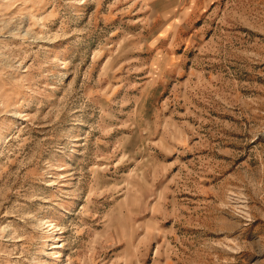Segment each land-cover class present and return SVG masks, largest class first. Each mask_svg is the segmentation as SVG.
Masks as SVG:
<instances>
[{
  "label": "rangeland",
  "instance_id": "rangeland-1",
  "mask_svg": "<svg viewBox=\"0 0 264 264\" xmlns=\"http://www.w3.org/2000/svg\"><path fill=\"white\" fill-rule=\"evenodd\" d=\"M0 264H264V0H0Z\"/></svg>",
  "mask_w": 264,
  "mask_h": 264
}]
</instances>
